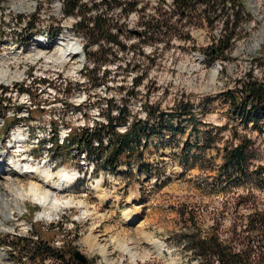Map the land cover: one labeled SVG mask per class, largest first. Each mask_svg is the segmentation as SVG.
<instances>
[{"label":"rangeland","instance_id":"374dc122","mask_svg":"<svg viewBox=\"0 0 264 264\" xmlns=\"http://www.w3.org/2000/svg\"><path fill=\"white\" fill-rule=\"evenodd\" d=\"M17 1L0 0V146L5 171L13 158L26 163L23 154L13 155L10 144H16L19 133L24 142L30 135V141L22 143L27 158L34 155L37 166L42 163L55 174L47 185L58 182L59 168L79 170L83 178L57 194L63 202L73 198L88 207L60 205L49 217L39 203L8 195L7 201L17 207L7 221L0 210V264L60 263L36 251L33 241L39 240L51 251H63L62 264H84L70 254L72 248L87 257L86 264H200L197 252L186 248L189 235H215L224 242L243 237L249 206L264 209V112L242 114L232 94L241 99L242 84L250 76L264 82V0L243 1L247 15L230 49L214 62L207 48L218 45L226 33L218 12L199 8L182 17L173 0H139L137 10L128 14L104 5L120 43L133 47L122 52L114 45L109 57L118 61L105 65L109 76L102 80L104 66L100 78L91 81L82 76L87 56L73 53L78 45L83 52L88 41L75 28L79 17L67 15L61 0H34L32 9L23 3L24 10ZM87 2L89 8L91 0ZM233 5L227 4L229 11ZM154 17L160 23L152 21ZM57 28L59 48V38L55 45L38 47L40 35ZM134 64L139 66L132 70ZM3 70L9 71L6 77ZM142 73L141 84L131 94ZM180 101L191 104V115L171 119V113L180 112ZM150 104L153 108H147ZM120 109L130 112L127 122H114L117 132L127 131L133 121H149L151 137L142 135L139 142L142 160L105 161L101 155L112 129L100 131L103 146L91 157L72 143L55 148L52 129L59 131L60 142L70 128L72 136L84 129L95 137ZM161 112L168 113L164 128L158 125ZM238 135L247 145L246 166L240 172L228 162ZM141 162L149 163L150 170L140 171ZM7 176L10 187L26 186L30 180L16 172ZM2 180L5 192L10 187ZM237 223L242 227L235 228Z\"/></svg>","mask_w":264,"mask_h":264},{"label":"trees","instance_id":"16d2710c","mask_svg":"<svg viewBox=\"0 0 264 264\" xmlns=\"http://www.w3.org/2000/svg\"><path fill=\"white\" fill-rule=\"evenodd\" d=\"M64 7V12L67 15L78 16L79 21L77 22L75 28L77 31L83 32V35L86 36L88 41L85 46V53L88 60V65L82 70V76L85 79L91 81L100 78L99 73L106 64L114 63L118 60L110 59V55H113V46H118L122 52H129L132 50V45L121 44L119 41V35L115 34L112 31L110 24V17L103 13L104 10L102 6L107 8H119L125 13H129L137 10V6L140 4L139 0L123 2L122 0H100L97 2L91 0L90 7L88 8L87 0H61ZM244 0H173L172 5L179 11L182 17L191 15L195 11H198L199 8H203L205 12H218L219 20L222 21V32L223 34L219 37V44L216 46H211L207 48V54L209 60L214 62L223 57L224 53L230 49L233 42L232 39L236 35V29L240 27V24L243 22L246 11L243 6ZM115 2V5L111 7V4ZM228 3L234 4L235 8H231L232 11H229L230 8L227 7ZM129 6V7H128ZM88 8V9H87ZM86 9V10H85ZM40 12V11H39ZM92 12L90 17H86L87 13ZM217 16L214 18H218ZM208 18V17H207ZM211 18V17H210ZM209 18V19H210ZM24 19V18H23ZM21 18V20H23ZM156 20V24L160 23L158 18L151 19ZM209 22H213L210 20ZM34 26L32 27V29ZM230 29V32L227 31ZM60 31L59 28L56 31L51 33V36H56ZM147 32L145 31L146 34ZM95 45L97 48H95ZM109 45V46H108ZM108 46V47H107ZM135 55V53H134ZM139 66V65H137ZM137 66L134 64L133 69H136ZM109 70L106 68L102 71L101 78L106 80L109 76ZM144 73L141 74L134 81V87L131 94H134L135 88L141 84ZM0 90L3 91L4 88L0 85ZM22 91H28L27 87H22ZM240 93L243 97L240 99L236 94L232 92H227L226 94H232V100L234 106L239 108V111L242 114H248L249 117L256 116V112H264V82L258 81L250 76L248 81L242 84ZM0 97V104L1 102ZM107 106L108 102L106 103ZM147 108H153V105H146ZM113 107H110L112 110ZM178 108H181L180 112L171 113V119H178L179 117L190 116L191 104L184 101L178 103ZM126 109H120L117 117H109L107 125L102 126L99 130V134L95 137L92 134H87L83 132L76 134L75 136L70 135L66 139L65 145H59L58 142V132L55 131L53 136V142L57 147H68L70 143L77 145L80 152H85L88 157L94 155V152L103 146L104 136L101 135V130L110 131L114 130V122L120 120L121 122L128 121V113L130 111H125ZM127 113V114H126ZM153 114V113H152ZM167 112H161L159 115L158 125L160 128H164V117L167 115ZM180 119V118H179ZM118 122V121H117ZM149 121L137 120L130 123L129 128L124 133L117 132L114 130L113 135L107 138L108 146L105 147L104 153L101 155L105 158L106 162L118 161L119 159L128 158V164L135 161V158L138 157L139 160H142V153L139 151V142L142 135L151 137V133L148 132V127L146 124ZM72 136V137H71ZM239 136V144L236 147H233L229 155V165H231L236 170L243 171L246 166V156L245 152L247 150V145L244 144L245 138L241 135ZM96 143V147L93 144ZM140 171L144 168L150 170L149 163H140ZM230 166V167H231ZM251 214H249L246 219V223L243 225L242 229L244 235L235 241L232 239L229 242H224L219 237L213 235L210 237L195 236L184 239L186 242V248L194 250L199 255L198 259L200 264H264V209L261 207L249 206ZM242 227V225H241ZM238 227V223L235 224V228ZM37 246H35L36 251L42 252L44 255L54 258L57 261H60L58 264H62L65 260V255L61 254L63 252L61 249H51L43 244L40 240L33 241ZM238 242V243H235ZM30 251L25 254L23 257L26 259L30 256Z\"/></svg>","mask_w":264,"mask_h":264},{"label":"bare ground","instance_id":"6f19581e","mask_svg":"<svg viewBox=\"0 0 264 264\" xmlns=\"http://www.w3.org/2000/svg\"><path fill=\"white\" fill-rule=\"evenodd\" d=\"M23 3L26 6H29L31 9H32V6L34 7V0H24V2L19 0V1H17V5H18L17 7L21 8V10H24ZM31 9H30V11H31ZM61 42H62V39L59 38V40L57 41V45H58L57 48H59V45H61ZM63 45H64V43H63ZM38 47H42L41 42L38 43ZM63 49L64 48H62V50ZM80 52H81V56H82L83 52H82L81 45H78L73 51L74 56L80 55ZM65 55H66V53L62 52V58H64ZM8 72H9L8 70H3L1 72V75L3 77H6L8 75ZM21 136H23V133H19V137H18L19 140L16 137V139H17L16 140V146L19 145V147L22 148L23 147L22 143H24V138L22 139ZM2 154H3V151H2V147L0 146V210L3 211V215H4L3 220L4 221H7L8 218H11L12 212L14 211L13 208L17 207V205H16L17 203L11 204L10 202H8L9 200L7 201V199L5 198L8 195L13 194V193L16 195V197H19V196L25 197L27 199H30L34 202L39 203L43 208H45V213L43 212V214L45 216H49V217L52 216V213L54 211H56L60 205L61 206L72 205L76 202L79 205L85 204L84 206L88 207L87 203L83 202L82 200L76 201L73 198H70L66 202H63V200L61 198H59V196L57 194L59 191H61L63 189L62 183L60 181H58V182L53 183V185L51 187L47 185L54 178L55 174L51 173L50 171H48L46 169H42L40 166H33L29 162H26L25 164H23L21 162L22 161L21 158L20 159L13 158L11 160H8V163H9L8 172L9 173L16 172L18 175H24V176L29 175L30 180L26 186L22 185V186L10 187L8 185L9 183H7V180H8L7 179L8 178L7 173L8 172L5 171V170H7V168L4 166L7 163L6 162L3 163L2 157H4V156ZM32 166L34 167V169H32L33 168ZM2 169L4 172H2ZM56 175L60 178L61 181L66 180V182L69 184L74 179V176H72V174H70L68 171H65V170H59L56 173ZM2 179H4V181H6V184L4 183V186L6 188L10 187V189L9 190L6 189L5 192H3L4 187H2V185H3ZM97 188H98V186H97ZM8 209H10V211H9L8 215H6L7 213H5V212ZM131 218L129 220H131ZM3 220H2V218L0 219V225L1 226H3V222H2ZM95 242L98 243V241H95ZM95 246H97V245L95 244ZM97 248L101 249L102 246H100V244H99V246H97Z\"/></svg>","mask_w":264,"mask_h":264},{"label":"water","instance_id":"95a60500","mask_svg":"<svg viewBox=\"0 0 264 264\" xmlns=\"http://www.w3.org/2000/svg\"><path fill=\"white\" fill-rule=\"evenodd\" d=\"M134 32L141 34V32H139V31H134ZM70 254L72 256H74L76 259H78L80 262H82L84 264L88 263L87 257L79 249L72 248L70 251Z\"/></svg>","mask_w":264,"mask_h":264}]
</instances>
